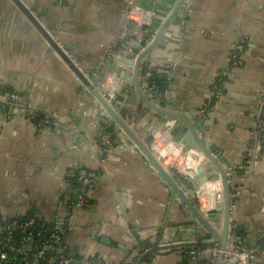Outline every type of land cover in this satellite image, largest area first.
<instances>
[{
    "label": "crops",
    "instance_id": "crops-1",
    "mask_svg": "<svg viewBox=\"0 0 264 264\" xmlns=\"http://www.w3.org/2000/svg\"><path fill=\"white\" fill-rule=\"evenodd\" d=\"M129 1L22 0L92 83L97 84V73H102L104 94L127 95L120 104L130 112L120 115L138 128L143 140L149 142L158 131L150 147L165 168L193 177L200 166L210 164L178 138L187 124L158 115L131 97L135 90L131 64L136 58L121 62L126 56L120 52L122 35L131 29L136 41L143 30L136 22L125 21ZM132 1L155 13L150 22L156 33L167 23L155 48L142 59L141 69L147 65L163 69L170 77L164 91L143 90L145 97L163 110L191 119L225 169L238 167L245 162L264 105V0H183L180 7L182 0ZM239 38L246 40L243 65L232 72L222 99L202 118L216 74L228 70ZM140 49L134 52L140 54ZM14 92L53 115L59 125L39 129L32 120L10 115L0 106V216L35 213L51 220L61 203L67 173L86 169L97 178L88 195L90 207L73 217L67 244L74 252L137 264L147 252L144 246L155 247L161 237L166 245L209 239L187 206L173 197L155 167L15 2L0 0V103ZM102 126L115 133V143L106 153L101 151ZM235 180L241 195L234 202L231 224L250 246H256L264 237V151L255 167L239 170ZM188 195L207 215L223 201L222 183L213 179ZM222 220L221 215V220L211 221L221 230ZM234 242L232 234L228 249ZM205 246L203 261L208 260L212 245ZM182 253L181 247L159 250L142 264H179Z\"/></svg>",
    "mask_w": 264,
    "mask_h": 264
},
{
    "label": "built area",
    "instance_id": "built-area-1",
    "mask_svg": "<svg viewBox=\"0 0 264 264\" xmlns=\"http://www.w3.org/2000/svg\"><path fill=\"white\" fill-rule=\"evenodd\" d=\"M124 12L126 23L136 22L143 31L140 38L135 41L133 39L135 36L133 30L125 29L122 35L120 52L124 54L134 53L136 42L143 43L144 46L140 49V52H142L155 39L156 32L151 29L150 20L156 15L132 0L127 3ZM245 50L246 40L239 38L233 46L228 70H222L216 74L211 97L204 110L201 111L202 118H206L208 110L215 107L222 99L224 94L223 86L231 77L232 72L243 65ZM97 77L102 80V73L98 72ZM169 77L166 70L162 69L160 71L148 65L143 66L140 73L141 89L151 91L153 94H159L160 87L157 82L167 80ZM104 95L109 100L113 97L111 93ZM261 97L264 104V85ZM0 106L10 115H23L32 120L39 129L59 125V120L53 115L39 110L19 92L9 94L1 101ZM255 126L256 129L252 137L251 146L246 153L245 162L228 172L234 201L241 195L240 190L236 186L235 176L241 169L251 171L257 164L258 156L264 151V105ZM101 129V151L106 153L113 146V135L107 126H102ZM150 148L153 151L152 147ZM169 171L176 174L173 168ZM71 178L83 183V190L75 198L72 196L75 189L74 184L70 181ZM96 178L95 173L86 169H80L78 172L70 170L67 173L65 190L60 197L61 203L53 215V220L40 219L44 220L40 226H38L36 217L28 221H20L0 216V264H117L96 254L81 255L71 250L67 244V237L74 230V215L89 208L91 205L88 195L95 186ZM262 210H264V206ZM47 224L54 226L52 229H45ZM45 231H49L47 239L43 237ZM232 234L235 235V242L231 249H228L227 245L224 264H264V237L260 239L256 246H250L237 233V227L231 224L230 235ZM38 239L39 243L37 242ZM206 241L199 240L194 245L187 246L189 248L185 253L190 257V264H219L221 253L219 245H212L208 249L209 258L207 261L201 260V254L205 252V248L202 247ZM179 264L185 263L182 261Z\"/></svg>",
    "mask_w": 264,
    "mask_h": 264
},
{
    "label": "water",
    "instance_id": "water-1",
    "mask_svg": "<svg viewBox=\"0 0 264 264\" xmlns=\"http://www.w3.org/2000/svg\"><path fill=\"white\" fill-rule=\"evenodd\" d=\"M15 4L21 9L25 16L35 25V27L41 32L45 39L49 42L52 48L57 52V54L64 60V62L70 67V69L76 74V76L82 81V83L92 92L97 101L101 106L107 111L111 116L114 122L129 136V138L137 145L145 157L150 161V163L155 167L159 172L168 186L171 188L173 197L179 198L189 209L193 217L202 225L209 234V239L204 242L205 245H219L221 253L219 256V264H224L225 252L227 250V245L230 237V226H231V214L232 208L234 206V200L232 198V192L230 187V181L228 176V171L223 166L214 153H212L204 141L201 139L197 127L195 124L181 113H176L172 111L163 110L155 105H153L144 95L143 90L141 89L140 83V73H141V62L142 59L148 55L157 45L159 39L161 38L167 23L156 33L155 39L144 51L137 54L134 53H125V57H121V62L127 63V58L131 57L130 60L136 58L135 63L131 65L134 68V75L131 81L134 82V91L131 94V97L134 100H140L141 103H144L146 109H152L158 115L162 114L167 117H172L174 120L179 122H185L187 127L183 128V134L178 136L180 141L186 148L195 151L200 154L203 159L209 162V167H199L195 172V175L183 177L179 174H173L171 171L165 168L162 164L161 159H159L150 148V142L154 140V136L158 131H154L151 134L150 141L143 140L137 133L138 128H132V126L120 115V113H129V109H122L120 104V98H127L125 93H116L113 94V97L109 100L105 97L103 93V83L101 80L97 84L92 83V81L77 67L76 63L71 59L69 54L60 47L57 41L49 34L45 27L38 20L37 15H34L22 2V0H12ZM183 3L181 1L179 7ZM178 7V8H179ZM136 47L142 48L143 43L136 42ZM122 111V112H120ZM131 120V118H130ZM175 133V132H174ZM209 175V176H208ZM213 179H219L222 183L223 188V201L216 207V209L209 211L207 215L203 214L197 205L193 202L192 197L188 195V191H191V194L197 191L201 185L209 183ZM219 215V216H218ZM221 215L223 216L222 228L219 230L212 219L221 220ZM108 242V241H106ZM195 243H179L174 245H166L165 238L161 237L159 243L155 247L144 246V249L147 250L146 254L138 261L137 264H142L143 260L150 254H153L156 251L173 248V247H183L194 245ZM123 248L122 246H120ZM130 254V253H129Z\"/></svg>",
    "mask_w": 264,
    "mask_h": 264
},
{
    "label": "trees",
    "instance_id": "trees-1",
    "mask_svg": "<svg viewBox=\"0 0 264 264\" xmlns=\"http://www.w3.org/2000/svg\"><path fill=\"white\" fill-rule=\"evenodd\" d=\"M166 82H167V81H165V80H162V81H158V82H157V84H158L159 87H160V92L164 91V87H165V85L167 84ZM109 131H110V132L112 133V135H113V145H114V143H115V133H114V130H113V129H110ZM76 172H78V171L76 170ZM70 181L74 184V189H75V191H74V193L72 194V196L75 198L76 195H77L79 192H81V191L83 190V183H81L80 181H78L77 179H74V178H71ZM90 203H91V202H90ZM35 217L38 219V220H37L38 226H40L44 220H40V218H38V217L36 216L35 213H31V214H29V215H27V216H23V217H16V218H13V219H18V220H20V221H28V220L34 219ZM52 220H53V218H51L50 221H52ZM53 226H54V225L47 224V226L45 227V229H50V228L52 229ZM34 231H35V229H34ZM43 237H44L45 239H47V238L49 237V231H45ZM37 242L39 243V239L37 240ZM201 246H202V245H201ZM205 247H206V246L203 245L202 248H205ZM188 248H189V247H187V246L181 247V249H182V251H183V253H182L183 258H184L183 261H184L185 264H190V257H188V256L186 255V253H185V252L188 250ZM132 264H135V263H132Z\"/></svg>",
    "mask_w": 264,
    "mask_h": 264
}]
</instances>
